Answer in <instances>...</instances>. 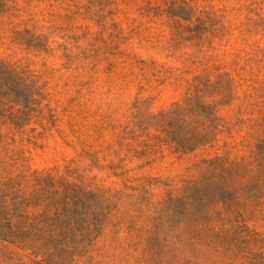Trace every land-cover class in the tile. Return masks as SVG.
Wrapping results in <instances>:
<instances>
[{
	"label": "rangeland",
	"instance_id": "obj_1",
	"mask_svg": "<svg viewBox=\"0 0 264 264\" xmlns=\"http://www.w3.org/2000/svg\"><path fill=\"white\" fill-rule=\"evenodd\" d=\"M264 0H0V264H264Z\"/></svg>",
	"mask_w": 264,
	"mask_h": 264
},
{
	"label": "trees",
	"instance_id": "obj_2",
	"mask_svg": "<svg viewBox=\"0 0 264 264\" xmlns=\"http://www.w3.org/2000/svg\"><path fill=\"white\" fill-rule=\"evenodd\" d=\"M264 147V145H263ZM25 231L23 229H2L0 228V242L6 243L8 245H12L16 247L19 250L22 251H32L34 247H31L29 245H23L22 243H18L19 240L22 239L23 236H25Z\"/></svg>",
	"mask_w": 264,
	"mask_h": 264
}]
</instances>
